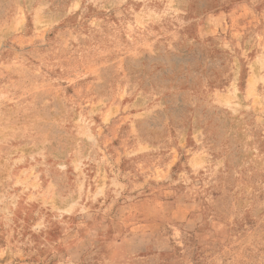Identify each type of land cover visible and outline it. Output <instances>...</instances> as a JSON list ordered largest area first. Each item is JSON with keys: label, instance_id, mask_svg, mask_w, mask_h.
Masks as SVG:
<instances>
[{"label": "rangeland", "instance_id": "374dc122", "mask_svg": "<svg viewBox=\"0 0 264 264\" xmlns=\"http://www.w3.org/2000/svg\"><path fill=\"white\" fill-rule=\"evenodd\" d=\"M0 264H264V0H0Z\"/></svg>", "mask_w": 264, "mask_h": 264}]
</instances>
